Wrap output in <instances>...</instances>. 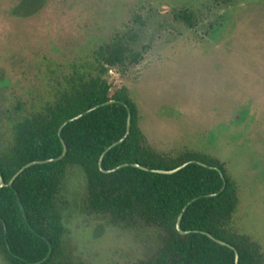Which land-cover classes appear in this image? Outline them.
I'll list each match as a JSON object with an SVG mask.
<instances>
[{"label":"rangeland","instance_id":"rangeland-1","mask_svg":"<svg viewBox=\"0 0 264 264\" xmlns=\"http://www.w3.org/2000/svg\"><path fill=\"white\" fill-rule=\"evenodd\" d=\"M181 7L193 27L174 17ZM116 33L134 34L140 59L108 69L111 92L127 89L156 152L223 163L237 186L232 225L264 253V0H0V149L13 123L73 72L91 71ZM85 186L82 169L69 166L51 264H132L154 247L155 229L86 211Z\"/></svg>","mask_w":264,"mask_h":264},{"label":"trees","instance_id":"trees-1","mask_svg":"<svg viewBox=\"0 0 264 264\" xmlns=\"http://www.w3.org/2000/svg\"><path fill=\"white\" fill-rule=\"evenodd\" d=\"M173 14L188 27L194 26L191 9L181 7ZM133 35L114 34L96 50L91 71L73 72L51 101L13 123L11 143L0 149L4 182L0 188L2 256L8 264L53 262L65 233L59 193L69 166L75 165L86 177L82 198L86 211L104 217L113 226L156 230L154 247L132 264H235L234 250L238 264H264L260 245L232 225L237 186L223 163L171 158L156 152L147 145L138 126L137 108L127 89L111 92L105 79L108 69L140 59V52L132 50ZM128 114L127 136L106 150L125 134ZM63 144L66 153L61 159L33 164L8 184L24 164L59 156ZM101 155L102 169L128 165L102 172ZM191 160L171 174L131 165L169 170ZM181 212L180 228L187 234L176 229ZM206 233L229 246L217 243Z\"/></svg>","mask_w":264,"mask_h":264},{"label":"water","instance_id":"water-1","mask_svg":"<svg viewBox=\"0 0 264 264\" xmlns=\"http://www.w3.org/2000/svg\"><path fill=\"white\" fill-rule=\"evenodd\" d=\"M97 106H98V105L93 106V107H91L90 109H88V110H86V111H84V112H82V113H80V114H77V115L74 116L73 118H71V119H69V120H66V121L62 124V126H63L64 124H66L68 121H71V120H74V119H77V118L81 117L82 115H84V114L87 113L88 111H91V110L95 109ZM129 129H130V115L128 114V117H127V125H126V132H125V134H124L119 140L113 142L110 146H108V148H107L106 150L110 149L111 147H113V146L116 145V144L121 143V142L125 139V137L127 136L128 132H129ZM65 153H66V146H65V144H63V150H62V153H61L59 156H57V157H55V158L45 159V160H34V161H31V162H28V163L24 164L19 170H17V171L15 172V174H14V175L11 177V179L9 180L8 184L10 185V184L12 183L13 179H14V178H15V177H16L21 171H23L25 168H27V167H29V166H31V165H33V164L46 163V162H49V161L59 160V159H61V158L65 155ZM101 160H102V155H101L100 158H99V167H100V170H101L102 172H105V173L113 172L114 170H116V169H118V168H120V167H123V166L128 165V163H124V164H121V165H119V166H116L115 168H111V169L105 170V169H102V168H101ZM191 162H192V160H191V161H186V162L182 163L181 165H179V166H177V167H175V168L169 169V170H165V169H151V168H146V167H143V166L138 165V164H136V163H132L131 165H133V166H135V167H138V168H141V169H143V170H149V171L156 172V173H161V174H171V173L176 172L177 170L181 169L182 167H184L185 165H187V164H189V163H191ZM201 164H203V163H201ZM203 165H205V164H203ZM3 186H4V182H3V179L1 178V175H0V188L3 187ZM209 195L212 196V195H214V194H209ZM186 205H188V203H187ZM185 207H186V206H185ZM185 207H183L182 212L185 210ZM182 212L179 214V216H178V218H177V221H176V229H177V231H178L180 234H187V231H183V230L180 228V221H181V217H182ZM206 234H207L208 237H210L212 240L216 241L217 243H219V244H221V245L229 246V245H228L227 243H225L224 241H221V240H219V239H216V238H214L212 235H210V234H208V233H206ZM234 252H235V264H238V253H237L236 250H234Z\"/></svg>","mask_w":264,"mask_h":264}]
</instances>
